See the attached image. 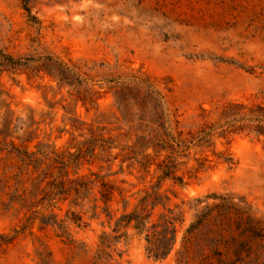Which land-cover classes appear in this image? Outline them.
I'll return each mask as SVG.
<instances>
[{"label": "rangeland", "instance_id": "1", "mask_svg": "<svg viewBox=\"0 0 264 264\" xmlns=\"http://www.w3.org/2000/svg\"><path fill=\"white\" fill-rule=\"evenodd\" d=\"M210 194L264 225V0H0V264H181ZM167 208L155 259L119 219Z\"/></svg>", "mask_w": 264, "mask_h": 264}, {"label": "trees", "instance_id": "2", "mask_svg": "<svg viewBox=\"0 0 264 264\" xmlns=\"http://www.w3.org/2000/svg\"><path fill=\"white\" fill-rule=\"evenodd\" d=\"M168 168L163 174L169 175ZM99 176L96 175V178ZM92 180L84 182V186ZM100 200L105 204L109 201L113 187L107 182L101 181ZM217 202L208 203L196 213L195 220L190 222L185 233L181 237V250L178 263L187 264L188 254L191 252V237L199 227L205 226L198 242L194 243V252L200 257V264H264V225L262 220L253 216L250 206L241 199L234 201L232 196H216L210 194ZM195 205L202 200L195 198ZM154 205V203H153ZM182 212L167 208L159 214L157 219L148 226L147 218L141 212L122 215L119 220H134V228L146 232V251L155 259H164L174 248L177 239V223H181ZM77 219H80L78 217ZM102 233L98 248L94 254L92 264H99L103 260L111 258L108 251L114 244V238ZM118 264V263H115Z\"/></svg>", "mask_w": 264, "mask_h": 264}]
</instances>
